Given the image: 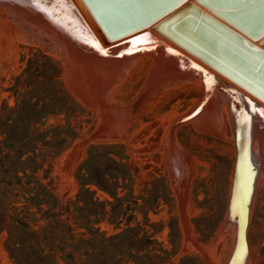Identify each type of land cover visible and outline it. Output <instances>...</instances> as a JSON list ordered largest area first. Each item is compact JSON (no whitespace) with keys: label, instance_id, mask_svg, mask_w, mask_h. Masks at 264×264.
<instances>
[{"label":"rangeland","instance_id":"374dc122","mask_svg":"<svg viewBox=\"0 0 264 264\" xmlns=\"http://www.w3.org/2000/svg\"><path fill=\"white\" fill-rule=\"evenodd\" d=\"M142 77L140 69L133 70L106 94L105 101L124 103ZM192 97L186 88L175 87L137 112L117 138H91L98 110L74 97L62 57L32 44L0 7V116L5 113L4 119L9 116L8 122L16 124L11 130L14 137L19 127L39 139L36 155L28 153L31 183L24 186L43 185L42 197L47 201L39 209L25 199L34 192L8 186L4 171L10 163H0V264H15L5 247L8 230L13 235L18 232L13 223H23L36 234L49 232L41 245L56 263L67 264L66 255L73 249L58 247L76 242L85 231L75 218L79 213L75 207L83 205L76 201L82 187L80 172L86 178L117 177L122 199V207L117 208L122 211L119 224L111 223L108 215L95 223L92 214L89 225L100 227L106 237L130 228L117 240L120 264L224 263L233 239L223 230L233 161L230 128L207 119L192 122L190 111L171 124L168 136L166 132L169 123L187 111ZM15 152L4 153L13 160ZM19 175L23 182L29 181L21 171ZM87 187L94 192L85 194L96 202L90 205L92 210L99 211L100 201L113 200L95 184ZM89 213L86 209L83 215ZM56 220L72 231L57 228L54 235ZM248 235V264H264V180L257 188ZM80 253L72 255L75 264L86 260Z\"/></svg>","mask_w":264,"mask_h":264},{"label":"bare ground","instance_id":"6f19581e","mask_svg":"<svg viewBox=\"0 0 264 264\" xmlns=\"http://www.w3.org/2000/svg\"><path fill=\"white\" fill-rule=\"evenodd\" d=\"M69 1L100 50L146 31L145 33L151 34L204 71L148 98L138 113L147 109L162 93L175 87H184L193 97L187 111L180 113L169 123L167 136L172 123L193 111L197 105L195 113L191 115L192 122L207 119L229 126L233 161L223 230L231 232L233 239L228 256L222 264H248L251 253L248 233L252 207L257 188L264 180V59L249 52V47L253 46L264 52V31L259 36L254 34L250 37L228 21L238 25L242 22L235 13H228L235 8L234 0H201L204 5L196 0H89L95 14L99 17L102 13L108 27L110 25L112 28V24L132 27L110 39L105 37L82 0L78 1L89 19L75 0ZM186 3L197 7L202 14L187 8L163 22L158 28L162 33L154 28L155 24ZM254 13L260 14L258 9ZM139 19H143L140 21L143 23L138 28H133L132 22L133 25L139 24L140 22H135ZM240 26L247 31L249 29V24ZM226 28L234 31V34ZM199 31L204 32L205 37L196 34ZM152 62L153 57L144 53L123 76L126 77L136 69L143 72L135 93ZM236 152L240 164L235 171Z\"/></svg>","mask_w":264,"mask_h":264},{"label":"water","instance_id":"95a60500","mask_svg":"<svg viewBox=\"0 0 264 264\" xmlns=\"http://www.w3.org/2000/svg\"><path fill=\"white\" fill-rule=\"evenodd\" d=\"M75 1L89 19L79 1ZM82 1L105 37L111 39L132 28L127 26L125 28L112 22H110L112 28L110 25L108 27L101 16L102 13L98 17L89 0ZM196 1L201 3V0ZM234 1V10L228 13H235L234 15L242 21L240 25L249 24V29L247 31L233 21H228L250 37L254 34L259 36L264 31V0ZM0 7L27 33L32 44L62 57L74 97L82 104L93 105L98 110V122L91 138H117L123 134L129 121L148 98L204 72L149 33L130 40L126 39L127 41L123 40L116 46L100 50L69 0H0ZM187 8L202 14L197 7L186 3L155 24L154 28L161 32L158 28L163 22ZM256 9L260 14L254 13ZM219 10L223 9L219 8ZM216 14L223 17L219 13ZM227 30L234 34V31ZM203 33L196 32L205 37ZM262 44L264 45V39ZM257 51L264 56V52L262 53L259 49ZM144 53L150 54L153 62L138 91L119 105L105 101L106 94ZM239 164L240 159L236 152L235 171L239 168Z\"/></svg>","mask_w":264,"mask_h":264},{"label":"trees","instance_id":"16d2710c","mask_svg":"<svg viewBox=\"0 0 264 264\" xmlns=\"http://www.w3.org/2000/svg\"><path fill=\"white\" fill-rule=\"evenodd\" d=\"M5 113H2L0 116V133L3 136V139L0 140V163H10V165L5 166L4 174L7 177L6 184L8 186L18 185L21 187V190L24 193L31 194L34 192V196L25 197L26 200H29L31 204H35L39 209L45 201L42 197L44 186L37 184L33 187H26L24 183L29 184L31 180L27 175L26 164L28 161L32 160V156L28 153L31 152L33 155H36L35 149L37 148V143L39 139L36 140V137H31L30 131H20L21 128H17L15 131L17 136H13L12 131L13 127L16 124L9 123L10 117L7 116L5 119ZM4 119V120H3ZM13 140V141H12ZM43 145L47 146L49 141L41 139ZM33 142V146H32ZM32 147H29V146ZM9 150H15V158L13 160L10 158L8 153ZM83 167L80 168V170ZM23 173L24 177H27L29 181L23 182L22 176L19 175V172ZM80 183L82 185L79 193L77 194L76 201L83 202V205L76 206L75 209L78 210V215H75L76 224L79 228H84L85 231L80 233V238L76 242L64 243L63 248L71 247L72 252L66 255L67 264H75L74 257L72 256L74 252H81L80 254L85 255L86 260L82 264H120L121 258H117L119 253H116L117 250V240L128 231L130 228L124 230V232H118L111 236L106 237L105 232L100 231V227H95L94 225L90 226V216L94 214L96 216L95 223L102 221L108 215V220L111 223L119 224L118 218L122 211H120L118 206L122 207V199L118 196L117 187L118 181L117 177L103 176L101 178L88 177L86 178L83 173H79ZM89 184H95L101 190L109 193L113 200H103L98 202L100 204L99 211L92 210L90 205L96 203L90 201L85 194L94 193L87 187ZM7 191V190H6ZM111 206L109 210L106 209V206ZM90 212L87 216L83 215L84 211ZM57 215V214H55ZM55 224L52 227L53 234L55 235V230L60 228L62 232L72 231V227L68 224H65L59 220L54 221ZM21 225V226H20ZM13 227L18 229L16 235H13L12 230H8V237L5 239V247L8 250L9 254L15 261V264H58L55 262L54 257L48 253L41 245V238H49L50 233H43L42 235L30 232L27 230V226L23 223L16 225L13 223ZM74 238V236H72ZM84 245L88 246L82 251H80ZM103 248H109L106 252L103 251ZM106 253V255H104Z\"/></svg>","mask_w":264,"mask_h":264}]
</instances>
